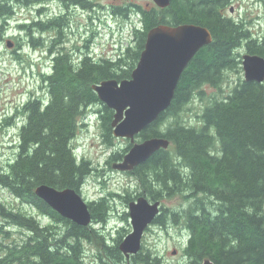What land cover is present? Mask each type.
I'll use <instances>...</instances> for the list:
<instances>
[{"label": "trees", "instance_id": "trees-1", "mask_svg": "<svg viewBox=\"0 0 264 264\" xmlns=\"http://www.w3.org/2000/svg\"><path fill=\"white\" fill-rule=\"evenodd\" d=\"M229 3L170 0L165 8L137 6L141 21L133 28V44L118 56L99 62L85 58L78 69L59 57L42 74L47 96L28 99L21 108L25 122L18 133L16 155L0 172V186L48 221L42 223L32 213L0 202V264H165L143 248L127 259L118 248L119 228L110 241L103 229L93 226L108 219L107 196L87 202L92 223L81 226L53 210L35 188L47 184L78 189L94 168L83 157L77 160L71 139L83 109L100 102L92 84L129 78L147 31L157 24L181 23L207 27L212 40L182 71L168 109L137 135L166 137L170 145L125 172L135 176L141 188L135 198L145 195L156 201L182 194L184 203L178 209L167 212L161 205L153 221L162 226L170 218L187 230L185 259L175 264H201L206 258L216 264H264V81L239 79L224 97L209 99L198 126L178 119L195 93L203 95L204 85L220 88L225 70L239 67V48L264 57V35L254 37L250 27L226 15ZM5 6L0 4V12ZM123 7L115 11L124 13ZM4 26L0 23V39ZM169 116L173 120L161 128ZM111 117L112 109L105 106L102 125L108 145L112 144ZM123 155L113 152L107 162ZM124 199L132 198L127 192ZM128 216L125 213L123 219ZM87 243L95 250L89 261Z\"/></svg>", "mask_w": 264, "mask_h": 264}, {"label": "rangeland", "instance_id": "rangeland-1", "mask_svg": "<svg viewBox=\"0 0 264 264\" xmlns=\"http://www.w3.org/2000/svg\"><path fill=\"white\" fill-rule=\"evenodd\" d=\"M103 5V16L101 23L97 20L95 24L88 25L95 31L94 45L97 58L109 54L115 55L123 51L125 47L133 44V26L138 25L139 17L136 13L137 6L150 8L156 6L152 0H92ZM52 2V1H51ZM50 0L47 1V8ZM127 7V10L114 11V7ZM232 8V11L230 9ZM99 14V13H98ZM225 14L250 27V32L254 37L264 35V0H231L226 7ZM7 34L17 33L14 22L7 24ZM87 36H91L89 32ZM11 39V38H10ZM15 41L14 39H12ZM11 40V41H12ZM6 39L0 41V172L7 169V165L16 155V145L18 140L19 127L22 120L21 105L28 99L45 97L46 90L41 82L42 74L38 61L43 62L44 55L34 52V48H21L20 56L11 53L6 46ZM13 46V42L11 44ZM240 56L245 52L244 48H239ZM42 59V60H41ZM244 79L241 64L234 69H226L224 79L220 88L204 85L203 95L194 94L192 98L183 105L178 113V119L188 125L198 126L200 124V114L209 99L222 98L238 82ZM96 102L93 106L84 108L77 118L76 133L71 141V147L77 158H85L90 161V166L94 170L85 178L80 194L87 202L94 201L105 195L109 199L110 212L108 219L103 224L94 223L97 229H103L109 240L117 237V229L122 232V238L131 230L129 216L123 219L128 213V202L135 199L141 191L135 176L129 175L125 171L112 168L109 163V156L113 152L125 154L130 147L126 138L115 137L111 133V145L105 141V130L103 121L99 120L96 110L101 108L102 101ZM104 113V112H103ZM173 120L167 117L160 126L165 128L166 124ZM140 139V138H138ZM126 150V151H125ZM127 192L130 194L128 201L125 200ZM0 202L9 207L26 210L32 213L42 223H47L36 209L29 205H24L11 193L0 186ZM161 205L168 210H176L183 203L181 193L165 196L160 200ZM53 223V222H52ZM122 228H125L123 231ZM187 237V230L179 222H174L169 218L165 225L150 224L142 236V247L150 250L160 257L165 264H175L183 261V248ZM86 260L93 259L95 250L90 244L85 245ZM175 251V253H173Z\"/></svg>", "mask_w": 264, "mask_h": 264}, {"label": "water", "instance_id": "water-1", "mask_svg": "<svg viewBox=\"0 0 264 264\" xmlns=\"http://www.w3.org/2000/svg\"><path fill=\"white\" fill-rule=\"evenodd\" d=\"M152 1L159 8L170 4V0ZM211 40L209 29L202 25L157 24L147 31L144 47L129 78H109L92 84L98 99L113 110L110 121L112 135L126 138L131 144L122 159L112 164L113 169L129 171L157 150L170 145L166 137L152 136L141 141H135V138L168 109L182 71L195 53ZM7 45L11 46V43L8 41ZM241 67L244 80L264 81V57L261 55L242 54ZM35 194L62 217L81 226L91 224L88 203L76 189L40 184L35 188ZM160 213V200L150 201L145 195H139L128 202L131 230L118 244L127 259L139 252L144 231ZM201 264L216 263L206 258Z\"/></svg>", "mask_w": 264, "mask_h": 264}, {"label": "flooded vegetation", "instance_id": "flooded-vegetation-1", "mask_svg": "<svg viewBox=\"0 0 264 264\" xmlns=\"http://www.w3.org/2000/svg\"><path fill=\"white\" fill-rule=\"evenodd\" d=\"M47 1L0 0V4L6 5L5 10L0 12V23L5 25L2 40L11 38L9 41L11 44L13 42L12 48L9 49L11 53L20 56L21 48H27V50L34 48L38 56H45L43 62L38 61L37 63L41 71L51 70L59 57H62L73 69H78L85 58H90L92 62H99L102 59H112L120 54L118 52L111 57L107 54L100 58L94 54L92 46L95 31L90 28L88 22L95 24L98 20L99 24L101 23L102 9L105 8L103 5L92 0H50V7L47 8ZM116 8L117 6L114 7V11H111V15L113 12L116 13ZM123 8L124 11L127 10V7ZM136 13L139 17L138 24H140L141 16L138 9ZM11 22L16 24L18 31L9 36L6 27ZM89 32L91 36H87ZM101 106L95 111L99 120H102L106 105ZM138 138L139 136L136 135L135 141L143 140ZM82 185L83 183L77 189L79 193Z\"/></svg>", "mask_w": 264, "mask_h": 264}]
</instances>
